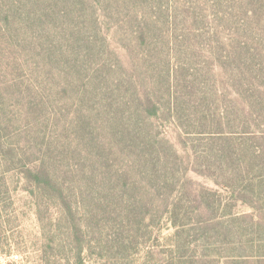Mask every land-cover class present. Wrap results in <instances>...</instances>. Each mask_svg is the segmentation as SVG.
Wrapping results in <instances>:
<instances>
[{"label":"trees","instance_id":"16d2710c","mask_svg":"<svg viewBox=\"0 0 264 264\" xmlns=\"http://www.w3.org/2000/svg\"><path fill=\"white\" fill-rule=\"evenodd\" d=\"M0 68L26 100L37 209L129 251L161 206V264H264V0H0Z\"/></svg>","mask_w":264,"mask_h":264},{"label":"rangeland","instance_id":"374dc122","mask_svg":"<svg viewBox=\"0 0 264 264\" xmlns=\"http://www.w3.org/2000/svg\"><path fill=\"white\" fill-rule=\"evenodd\" d=\"M114 27L107 26L112 44L125 56L120 47L125 41ZM16 77L0 68V174L6 172L7 180L3 182H7L8 189L5 194L6 188L2 187L4 198H0V264H161L166 251L171 249L175 231L167 218L161 219V206L154 211V239L146 243L140 239L129 251L115 246L112 238L116 235L106 236L99 226H77V221L85 225V217L79 214L75 219L74 215L72 221L54 200L37 209L25 173L37 156L27 148L29 118L26 100L15 85ZM62 127L60 123V130ZM165 130L175 139L174 129L168 123ZM189 175L195 182L215 187L210 178ZM234 212L239 215L251 211L238 205Z\"/></svg>","mask_w":264,"mask_h":264},{"label":"built area","instance_id":"2783aa9c","mask_svg":"<svg viewBox=\"0 0 264 264\" xmlns=\"http://www.w3.org/2000/svg\"><path fill=\"white\" fill-rule=\"evenodd\" d=\"M15 258H18V255H14Z\"/></svg>","mask_w":264,"mask_h":264}]
</instances>
